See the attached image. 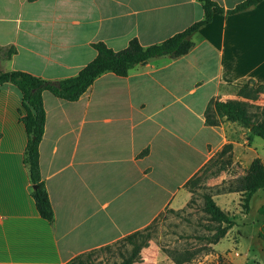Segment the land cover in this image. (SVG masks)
<instances>
[{
	"label": "crops",
	"instance_id": "crops-1",
	"mask_svg": "<svg viewBox=\"0 0 264 264\" xmlns=\"http://www.w3.org/2000/svg\"><path fill=\"white\" fill-rule=\"evenodd\" d=\"M212 1L230 10L245 0ZM202 16L195 0H0V47L16 49L0 70L58 81L96 57L92 44L120 51L137 39L147 47ZM191 40L182 57L150 59L126 77L103 74L75 102L43 92L39 171L53 225L31 195L20 95L2 87L0 264H69L183 209L192 198L186 184L225 145L232 149L221 160L231 165L243 155L247 170L260 158L263 140L225 119L207 125L205 111L213 100L264 114V2L234 16L214 10Z\"/></svg>",
	"mask_w": 264,
	"mask_h": 264
},
{
	"label": "trees",
	"instance_id": "trees-1",
	"mask_svg": "<svg viewBox=\"0 0 264 264\" xmlns=\"http://www.w3.org/2000/svg\"><path fill=\"white\" fill-rule=\"evenodd\" d=\"M203 10L202 18L186 28L185 30L174 34L170 38L147 47H142L137 39H132L128 46L120 51H113L103 43L92 44L96 51V57L82 68L77 75L61 79L58 81H49L40 77L32 76L21 71H1L0 70V90L5 85L13 86L21 98L20 122L23 124L26 132V146L24 150L23 163L27 169L30 181L31 195L35 202L36 210L40 217L46 220L50 225L54 222V212L51 207L48 193L41 178L39 171V144L44 134L46 114L43 107L42 94L50 92L55 97L68 101H77L94 83V81L106 73H112L118 77H126L133 71L144 67L150 59L168 56L176 59L186 55L193 47L192 36L202 27L208 25L212 20L213 11L225 16H234L252 11L258 7L264 0H245L230 10H224L212 0H195ZM16 54L13 46L0 47V60L7 62ZM206 124L218 126L220 120L225 119L230 123H236L255 137L264 141V114L253 116L246 113L238 105L231 102H219L211 100L205 111ZM232 149V145H225L222 150L212 158L208 164L200 170L187 184L186 188L194 195L192 184L203 174L204 170L217 160L221 163V168L225 164H230V160H221ZM264 189V167L258 158H255L245 175L235 179L224 189L226 192H237L243 199V206L248 211L249 202L252 196L259 190ZM202 211L208 218L206 229L208 235L199 237L205 240L209 245H216L223 239L228 231L235 225L233 219L227 213L222 211L215 203L211 193L203 194ZM193 201L192 199L189 203ZM263 217V222L258 232V238L264 242V206L258 210ZM155 221V220H154ZM154 223V222H152ZM134 232L115 242L112 245L100 248L110 250L117 248L121 255L119 264H135L142 260L141 251L149 245L152 240L150 227ZM129 247V250H121ZM97 249V250H100ZM91 251L87 254L95 252ZM167 256L175 264H185L191 260L189 252L185 251L182 256L175 252L164 250ZM84 254V255H87ZM82 255V256H84ZM82 256L76 257L72 262L77 264H96L89 259H82Z\"/></svg>",
	"mask_w": 264,
	"mask_h": 264
},
{
	"label": "rangeland",
	"instance_id": "rangeland-1",
	"mask_svg": "<svg viewBox=\"0 0 264 264\" xmlns=\"http://www.w3.org/2000/svg\"><path fill=\"white\" fill-rule=\"evenodd\" d=\"M256 140L262 142L259 138ZM260 155L258 159L264 167V150ZM239 159L241 163L225 164L223 169H220L219 160L215 165H208L191 186L194 189L191 198L193 201L181 210H166L152 223V240L142 249L141 262L135 264H175L164 250L175 252L179 256L185 251L189 252L191 260L185 264H264V242L258 238L263 222L258 210L264 206V189L252 196L248 211L244 208L241 197L230 202L218 196L226 193L224 189L235 180L229 179L231 175H242L246 170L248 160L243 155ZM224 175L227 177L220 181V177ZM209 182L217 184L208 186ZM204 193H211L216 204L235 222L228 235L216 245H209L205 240L198 239L208 235V218L202 211ZM121 250L128 251L129 247ZM82 259H89L96 264H119L121 255L114 247L110 250H96L82 256Z\"/></svg>",
	"mask_w": 264,
	"mask_h": 264
}]
</instances>
